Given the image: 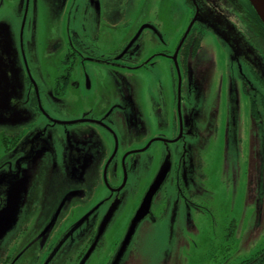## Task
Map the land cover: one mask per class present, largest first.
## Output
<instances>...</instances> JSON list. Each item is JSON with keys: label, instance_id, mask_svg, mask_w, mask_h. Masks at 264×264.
Listing matches in <instances>:
<instances>
[{"label": "flooded vegetation", "instance_id": "obj_1", "mask_svg": "<svg viewBox=\"0 0 264 264\" xmlns=\"http://www.w3.org/2000/svg\"><path fill=\"white\" fill-rule=\"evenodd\" d=\"M183 1L188 7V19L192 21L195 16V20L189 32L177 40L182 72L187 74L191 60L206 52L203 48L206 36L210 35L215 41V36L220 37L227 44L225 53L230 59L227 58L222 70L214 62L206 68L210 81H222L218 87L223 88L226 76L227 91L234 85L240 97H245L251 122L257 127L264 126V26L248 0ZM20 2L0 0V180L8 165L13 167L20 163L21 168L14 172L21 171L23 166L31 167L36 159L31 149L39 142H50L54 146V152L52 148L46 150L47 157L62 154L63 169L71 165V159L74 161L71 168L81 169L86 156L81 146L90 142L89 146L99 153L91 169L100 170L104 178V188L97 185L92 190L108 193L98 202L115 203L119 199L126 201L141 196L132 193V189L121 196L128 172L134 176L133 181L140 171L138 181L147 182L148 175L152 177L150 182L153 181L165 162L163 148L158 144H174L176 148L183 144V136L186 137L188 131L184 130L182 120L185 117L190 122L186 106L190 110L193 107L191 86L186 87L185 93L180 90L184 98L179 104L176 94L166 98L152 93L149 80L153 78L146 73L153 72L154 59L160 52L150 53V48L145 46L155 33L154 28L142 20L150 11L148 1L137 0L135 6L134 0H49L54 6L69 8L65 24H58V30L64 28L65 32V41L57 44L64 49L62 58L51 66L46 63L48 59L43 62L55 72L51 81L41 60L30 61L27 57L21 36L31 0H26L25 4ZM43 5L50 12L45 0ZM16 21L20 28L15 26ZM118 26L126 28V33L115 42L107 31ZM142 77L149 88L143 93L137 79ZM69 127L78 130L67 143L61 142L63 129L59 128H65L67 134ZM196 131L201 139L206 137L211 141L210 135L200 134L199 128ZM194 135L195 130L189 134L193 140ZM150 148L153 150L147 153ZM118 151L119 158H115ZM182 155L175 150L173 162L168 159L169 171L159 187L168 180L177 190L175 201L181 199L191 209L200 197L201 181L197 175L203 167L197 165L192 151L186 158ZM15 180L19 182L20 178ZM71 180V184L44 191L41 205L36 189L29 195L20 194L29 204L48 210L37 221L40 227L33 230L32 236L22 239L12 250L5 248L7 253L0 264H78L84 254H91L95 249L99 263L107 264L112 258V264H127L126 254L120 251L121 240L104 236L109 222L107 227L103 226L101 218L107 208L92 213V222L88 219L78 221L74 228L70 225L74 208L79 203H90L91 189L82 186L75 177ZM156 193L141 219L155 203L160 211H167L171 202L169 192L155 200ZM260 195L264 207V187ZM92 209L89 207L90 211ZM29 223L32 222H21L22 228ZM224 237L231 239L232 234ZM211 261L212 264H264V243L256 248L225 249Z\"/></svg>", "mask_w": 264, "mask_h": 264}, {"label": "rangeland", "instance_id": "obj_2", "mask_svg": "<svg viewBox=\"0 0 264 264\" xmlns=\"http://www.w3.org/2000/svg\"><path fill=\"white\" fill-rule=\"evenodd\" d=\"M25 1L21 0L23 4ZM45 1L50 12L46 5H43L44 0H31L26 14L28 21L24 24L25 29L21 37L24 39L29 60L39 58L42 68L51 76L48 78L51 81L55 72L43 62L48 59L46 63L51 66L62 58L64 49L57 44L65 41V32L64 28L58 30V24H65L69 8L67 5L58 7L50 4L49 0ZM147 1L150 11L142 20L151 25L155 33L145 46L150 48V53L160 52L154 59L153 72L146 73L153 78L149 80L152 93L166 98L176 94L178 104L179 100L184 98L181 94L185 93L187 86H191L193 94V107L190 110L186 106L190 122L188 123L189 120L185 117L182 120L184 130L188 131L187 136H183V144H178L177 148L174 144H158L163 148L161 153L165 162L162 168L169 164L168 159L170 163L173 162L172 155L175 150H178V155L182 153L183 158L192 151L197 165L201 164L203 167L197 175L201 181L197 204L190 209L183 200L175 201L177 190L171 183L169 185L167 180L158 188L155 196L156 200L160 194L169 192L171 202L166 208L167 211H160V207L155 203L147 216L132 226V220L139 207L137 203L144 192L146 194L147 186L154 181L156 175L151 182L152 177L149 178V175L147 182H140L138 177L142 171L134 181V176L128 172L127 183L121 191V196L129 194L131 189L132 193L141 196L136 199L127 198L126 201L119 199L115 203L98 202L108 193L92 190L97 185L104 188V178L100 170L95 172L91 169L99 153L89 146L90 142L81 146L86 152L82 168H71L74 164L71 159V165L68 167L72 169L71 172L68 168L63 169L62 154L47 157V149L52 148L54 152L52 143L39 142L31 149V153L36 157L31 162V167L23 166L21 171L14 172L21 168L20 163L13 167L8 165L0 180V259L7 253L6 247L12 250L13 246L21 244L22 239L32 236L33 230L40 227L37 221L48 210L44 206L29 204L28 200L19 197L20 194L29 195L36 189L38 203L41 205L44 191L68 185L74 177L82 186L91 188L88 193L90 203H79L74 208L71 218L73 223L70 222V225L74 228L78 221L85 222L90 219L92 213L107 208L106 215L101 218V223L107 218L104 223L106 227L109 222L104 236L107 239L109 237L121 240L119 245L123 246L121 252L127 256V264H212L211 259L225 249L236 247L243 250L256 248L264 243V207L261 205L260 195V190L264 187V126L257 127L251 122L245 97H240L234 85H230L227 91L226 76L223 88H219L218 85L220 86L222 81H210L209 72L206 70L213 62L222 70L227 58L230 59L225 53L227 44L220 37L215 36V41L210 35L206 36L203 46L206 52L191 60L185 74L180 67L177 40L189 32L195 16L192 21L188 19V7L183 0ZM134 5H137V0H134ZM15 26L19 27L17 21ZM125 30L126 28L118 26V29H110L107 33L117 42L119 38L125 37ZM231 62L233 63V60ZM90 78L91 86H94V81ZM137 79L141 92L146 89L149 91L145 79ZM91 90L89 88V92ZM180 90H183L181 94ZM192 109H195L193 114ZM163 127L166 128L164 125ZM198 128L200 134L205 132L210 135L211 141L206 140V137L205 140L201 139L196 131ZM61 129V142L64 143L78 130L69 127L66 128V134L65 128H59ZM192 130H195L194 140L189 136L193 133ZM52 135L50 133V137ZM170 148H173L172 152ZM152 150L150 148L147 153ZM119 155L120 151L115 158H119ZM109 175L108 173L107 179ZM16 177L20 178L19 182L15 180ZM91 206L93 209L90 211ZM92 221L90 219V222ZM21 222L32 223L22 228ZM227 233L232 234L231 239L224 237ZM81 258L78 264H103V261L99 263L100 257L96 249ZM107 264H112V258Z\"/></svg>", "mask_w": 264, "mask_h": 264}, {"label": "water", "instance_id": "obj_3", "mask_svg": "<svg viewBox=\"0 0 264 264\" xmlns=\"http://www.w3.org/2000/svg\"><path fill=\"white\" fill-rule=\"evenodd\" d=\"M250 4L254 7L255 12H257L258 16H260L261 21L264 24V0H249ZM164 165H162L163 167ZM160 168V170L157 172L156 177L154 178V181L147 187L146 194L142 200L141 205L139 206L136 215L134 216L132 220V226H135L136 222L141 219L143 216H145V212L148 209L149 204L151 203V199L153 195L157 192L159 186L164 181V177L166 175V172L168 170V166H165V168ZM107 220V218H106ZM106 220L104 223H106ZM104 223L102 224L104 226ZM130 233V232H129ZM128 233V236H129ZM126 237V239L128 238ZM121 246V245H120ZM123 249V246L120 247V251ZM89 254V253H88Z\"/></svg>", "mask_w": 264, "mask_h": 264}, {"label": "trees", "instance_id": "obj_4", "mask_svg": "<svg viewBox=\"0 0 264 264\" xmlns=\"http://www.w3.org/2000/svg\"><path fill=\"white\" fill-rule=\"evenodd\" d=\"M248 2H249V0H248ZM249 5H251L250 4V2H249ZM251 7H252V9H253V11L255 12V10H254V7L251 5ZM255 14L258 16V14H257V12H255ZM259 17V19H260V21H261V18H260V16H258ZM261 23L263 24V22L261 21ZM263 26H264V24H263Z\"/></svg>", "mask_w": 264, "mask_h": 264}]
</instances>
